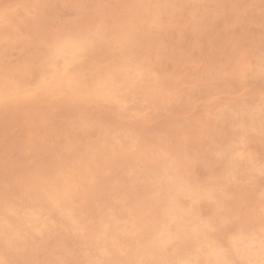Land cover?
Here are the masks:
<instances>
[{
    "label": "rangeland",
    "instance_id": "374dc122",
    "mask_svg": "<svg viewBox=\"0 0 264 264\" xmlns=\"http://www.w3.org/2000/svg\"><path fill=\"white\" fill-rule=\"evenodd\" d=\"M116 1L117 0H0V64L2 63L0 65V194L2 193L0 195V205L3 206H0V208H2L0 209V211L2 210L0 214H2V216L4 217L3 218L2 216H0L1 261H7L6 263L3 262L5 264H10L9 262H11V264H138V262H143L146 264H172V260H174V258L181 257L182 255H187L190 260L194 262L193 264H209L211 260L214 259V255L212 254L213 250L217 249L221 258L220 261L223 264H264V243H262L264 242V219L261 220V218H264V174H262V172L264 173V114H262L261 116V113H264V67L262 68V66H264V40H262L264 39V0H164V2L163 0H130L131 2L126 0ZM133 1H138V3L135 4V2ZM257 1L259 3H257ZM162 2L166 4H163ZM182 2L184 3V5ZM247 2L250 3L248 4ZM139 3L141 5H139ZM187 3H189L190 5L188 4L187 6ZM246 3L248 5H246ZM134 4L137 6H134ZM165 5H168V8ZM182 5L184 9H182ZM213 5L215 6L214 9ZM127 6L129 7L127 8ZM200 6L202 7V10ZM175 7L176 11H174ZM196 7L198 8L196 9ZM129 8L131 9L130 12L133 13L134 11L133 14L131 13V16L130 12L128 15V11L130 10ZM180 8L182 9V11L180 10ZM123 9L125 12H123ZM177 9L179 11H177ZM145 10L147 11V13L145 12ZM111 12L113 13V15L111 14ZM182 12L184 14H182ZM148 13H150V17ZM125 14L127 17L125 16ZM136 14H139L137 15L138 17L136 16ZM179 14H182V17ZM103 15L107 18V20H105V18L103 17H101L100 19L98 18V16ZM170 16L173 18H171ZM129 17H132V19ZM156 17L160 20H158ZM111 18L113 20H111ZM123 18L126 19L124 20ZM142 18L143 20H146L143 21ZM189 18L191 19L189 20ZM167 19H169L168 22ZM120 20L123 22V24L122 22H118ZM148 20L150 21V23H152V26L150 23H147ZM179 20L181 21V23ZM240 20H242V22H240ZM112 21L118 24L116 25ZM102 23L105 24L104 27ZM171 23H173V25ZM114 24L115 26H112ZM108 25L109 27H107ZM130 25L132 26L130 27ZM122 26L125 27H123V30ZM83 28L85 33H83ZM111 28L112 30L115 29L116 31H112ZM152 28H154V30ZM68 29L69 32H66V30L68 31ZM106 29L109 30L108 32L110 34H108ZM153 31L154 33L161 32L162 35L161 33L157 34V37L155 36L156 33H152ZM250 31H252L254 34ZM99 32H103V34ZM168 33H170L171 37L168 36ZM243 33L248 38L245 37ZM53 34L55 35V37ZM250 35L251 37H249ZM238 36L240 37V39H238ZM162 37L164 39H162ZM45 38L46 40H44ZM80 38L83 39L80 40ZM148 38L152 40L150 41ZM56 39L59 40L57 41ZM75 40L77 41V43ZM125 40L126 42L124 43ZM240 40H242V42ZM67 41H69L70 43ZM116 41L118 42V44ZM64 42L67 44H64ZM236 42H238V44ZM243 43L245 44L242 45ZM255 43H257V45ZM80 44H82L81 47H79ZM116 44L117 46H115ZM234 44L236 46H234ZM142 46H144L145 48ZM103 48L104 51L102 50ZM125 48L127 51L128 49L130 51L127 52ZM92 49L94 50L92 51ZM100 49L102 53L100 52ZM124 51L127 53H125ZM49 52H51L52 54H48ZM113 52L115 53L113 54ZM53 53L55 56H52ZM100 53L103 54L104 57H102L103 55L101 56ZM104 53H107V56ZM257 54L259 55V58L257 57ZM76 55H78L79 57ZM123 56L124 59H122ZM77 57L79 58V61H77ZM82 57H85L84 59H86V61L82 59ZM125 57H127V59ZM67 58L70 59L68 60ZM88 58H90V60ZM118 59L121 61H119ZM155 59L157 60L155 61ZM102 61L104 62L102 63ZM64 62H66V64ZM109 62L111 63V65ZM53 65L56 66V69L55 66L53 67ZM68 65H70L71 67ZM92 65H94L97 70H95ZM29 66H32V69ZM50 67H53L51 68L52 70L50 69ZM105 67H107L108 69ZM134 67L138 68L139 73L133 79L131 78V71L132 69H134ZM228 68H230V70ZM40 69H42L43 71L45 70V73ZM57 69L58 73L60 74L56 73ZM120 69H122V72L120 71ZM101 70L104 71L102 72ZM97 71L99 76L98 74H96ZM108 71L110 74L107 73ZM25 72L27 73L25 74ZM82 72L84 73L85 77ZM70 73L73 78L70 76ZM74 73L76 74L74 75ZM104 73L105 75L108 74L110 75V77L113 76L116 78H112V84L108 85L107 94H97L99 91L96 90V86L98 82L97 80L99 79H97L96 77L101 78ZM114 73L118 74L115 75ZM257 74L259 75L257 76ZM227 75L231 76L228 77ZM20 76L22 79H19ZM235 76L237 77L235 78ZM43 77L45 83L42 80ZM260 77H262L263 79ZM6 78H8L10 81H6ZM56 78H58L59 80H57ZM173 79L175 80L173 81ZM258 79H261V82H259ZM74 80L76 81V83L72 82ZM82 80H84L83 84H85V86H83ZM230 80H232L233 83ZM61 81L65 83H61ZM66 81H68V83ZM204 81H206V84ZM42 82L44 83V85ZM52 82L55 84L51 85ZM70 82H72V84ZM119 82L121 83L119 84ZM246 82L247 87H245L246 85L244 84ZM47 83H49V85ZM79 83H81L82 85H78ZM141 83L143 85H141ZM158 83L161 87L158 86ZM45 84H47V86ZM64 84H66L67 87L65 86L64 88ZM113 84L117 85L114 86ZM55 85L56 88L54 89ZM144 85H146L147 87ZM239 85L244 86L241 87ZM86 86H88L91 90ZM76 87L78 89H76ZM256 87H258V89H256ZM44 88L47 91L45 93V96H43L45 92V90L43 92ZM61 88L64 90H62ZM68 88L71 89L68 90ZM94 88L97 92L94 91ZM156 88L158 89L156 90ZM40 89L41 92H43V95L41 94V92L37 93V91L39 92ZM56 89L58 92L56 91ZM151 89L154 90H152L150 93ZM208 89L211 92H209ZM70 90L72 91L71 93H69ZM110 90L111 94L109 93ZM22 91L24 92V95ZM52 91H56L57 94L56 92L53 93ZM73 91H75V93ZM227 93H231L232 95ZM253 93L256 94V97ZM63 94L65 95V99L63 97ZM73 94H75V96H73ZM22 95L28 96L26 98H23ZM102 95L104 96V98L101 97ZM160 95H162L163 97ZM203 95L206 96L203 97ZM18 96L21 97L19 100L17 99L19 98ZM113 96L115 101L113 100ZM69 97L71 98L69 99ZM78 97H81L82 99H79ZM90 97L96 99L94 100ZM117 97H120L121 99ZM159 97L160 100H158ZM72 98L75 100H73ZM76 98L78 100H76ZM84 98H86L85 100L88 101L83 100ZM122 98L124 99L123 101H125V104H123L124 102L122 101ZM180 98L182 99V101ZM247 98L249 99V101ZM106 99H108V103H106ZM173 100L176 101L173 102ZM229 100L231 103H233V101H237L234 102L235 104H231ZM77 102H81V104ZM128 102L132 104L130 105ZM133 102L136 106L133 104ZM213 102L214 107L212 106ZM242 102L245 103L243 104ZM249 102L251 104H249ZM3 104H5L7 108L4 109V107L6 106H4ZM200 104L202 106H205L206 104L207 105L203 107V109H201L202 107L200 106ZM166 105L167 107H165ZM198 107L201 108L198 109ZM244 107L248 108L244 109ZM193 109L195 111H193ZM130 111L132 114L130 113ZM204 111L206 113H204ZM208 111L211 113V115ZM196 113L198 114L196 115ZM230 113L232 114L228 116V114ZM254 113L257 114L253 115ZM248 114L250 117H248ZM245 115L247 118L245 117ZM208 117L213 118H211V120ZM92 118L93 120H91ZM197 118H199V120ZM78 119L81 122H79ZM85 119L88 121H86ZM218 119L222 122L218 121ZM72 120H76L74 123L79 122L78 124L80 125L71 123L73 122ZM84 120L86 122H84ZM90 120L92 123L90 122ZM95 121L98 123H96ZM93 122H95V124ZM83 123H88V125L85 124L84 126ZM221 123L223 124L224 128L222 127ZM218 124H220V127ZM94 125L96 129H94ZM188 125L192 126L188 127ZM200 125L202 128L199 127ZM226 125L230 129H227ZM261 125L263 129L261 128ZM232 126L235 127L233 128ZM81 127L83 128L80 129ZM238 128H240V130ZM103 129L106 131H104ZM228 130L232 132H229ZM95 131L97 133H94ZM193 131L194 133L197 131L200 134L203 132L201 135L199 134V136L203 138H198V133L196 132L194 135ZM208 135L209 137H207ZM171 136L174 138H172ZM73 137H75V139ZM77 137H79L80 140ZM196 137L198 138V140L196 139ZM251 137H253L254 139L252 138V140ZM67 138L69 139V141H67ZM242 138L245 142L242 140ZM220 140L221 142H219ZM224 141L226 142L224 143ZM70 142L71 147L69 145ZM196 145L199 146H197V150L195 148ZM228 145L231 149L228 147ZM108 147L109 149H107ZM70 148L73 150L71 151ZM76 148L78 149L77 151L75 150ZM201 148L203 149V151ZM63 149H65V151L67 150L66 153L65 151H62ZM80 151L82 155L81 153H79ZM200 151L202 152V154ZM223 151H226V154H224ZM237 151L238 153H236ZM84 154L86 155L84 156ZM229 154L231 155L229 156ZM206 155L207 157L209 155V157L206 158ZM251 155L253 156V158H251ZM65 156H67L66 159ZM212 156H214V158H211ZM68 157L70 161L68 160ZM200 157L204 159H201ZM212 159H214V162H212ZM256 159H260L259 161L263 162L258 163V160ZM58 162H60V164ZM234 162L237 166H234ZM188 163L189 165H186ZM210 163H213L211 164L212 167L210 166ZM215 164L218 165L216 166ZM246 164L247 166H245ZM249 164L253 169H250ZM163 166H165V171H163L162 169ZM219 166L221 167V169ZM231 167L235 168L232 169ZM240 168L242 170H240ZM194 172L196 175L193 174ZM197 173L200 175H198ZM39 175L42 176L40 177ZM248 176L249 179L251 178V180L248 179ZM62 179H64V181ZM35 184L38 189H36ZM244 184L246 186H244ZM249 184L252 187L249 186ZM10 190L11 192L9 193L8 191ZM2 191H4L5 194H3ZM37 191L41 192L37 193ZM43 195L45 198L47 197V199H49H45ZM31 197L35 198L32 199ZM7 198L10 199L7 200ZM35 199L36 201H34ZM38 199H40V202H38ZM5 200L7 202H5ZM9 200L12 201L10 202ZM60 200L62 201L60 202ZM2 201H4L5 203H3ZM18 202H23L25 204L20 203V205L18 206ZM5 204L7 205V207L5 206ZM25 205H27V207H25ZM43 205L45 206V208ZM14 206H16V208ZM76 206L78 208H76ZM30 208H32L33 210ZM43 211L46 212V214ZM8 212L9 214L12 213L14 216L12 214L8 215ZM25 213H27V215H25ZM28 214H30L31 216H28ZM40 214L41 216H39ZM192 216L194 217L192 218ZM8 217L12 218L9 219ZM3 219L5 220L3 221ZM32 219L34 222H32ZM19 220H21L23 223ZM30 221L32 224L30 223ZM44 221L46 222V224H44ZM48 222H50L51 225ZM28 225L31 226L27 227ZM22 226H24V228H21ZM26 228H28L27 231L25 230ZM177 228L180 231L178 233V236L170 239L165 244H163V242L161 241V235L156 234L162 229H169L171 232H173ZM257 228L259 231L257 230ZM10 229H12V231ZM20 231L25 232L21 233ZM32 231L37 236H35ZM50 234L52 237L50 236ZM227 234H229L230 236H228ZM42 238L47 240H43ZM246 239L247 241H245ZM248 239L250 242L248 241ZM236 241L238 243H236ZM6 244H9L8 246L10 248ZM1 246L5 249H3ZM21 246L25 249L21 248ZM81 246L83 249L81 248ZM38 248L41 249V251L38 252ZM6 251H8L10 254ZM19 252L22 254H20ZM260 253L262 254V256ZM17 257L19 260L17 259ZM169 257L172 259H170ZM234 259L237 260L235 261ZM238 260H240V262ZM3 263L0 262V264Z\"/></svg>",
    "mask_w": 264,
    "mask_h": 264
},
{
    "label": "bare ground",
    "instance_id": "6f19581e",
    "mask_svg": "<svg viewBox=\"0 0 264 264\" xmlns=\"http://www.w3.org/2000/svg\"><path fill=\"white\" fill-rule=\"evenodd\" d=\"M117 1H118V0H117ZM117 1H116V2H117ZM119 1H120V0H119ZM126 1H130V0H126ZM126 1H125V2H126ZM138 1H139V0H138ZM138 1H137V2H136V1H133V2H135V4H136V3H138ZM147 1H148V0H147ZM156 1H157V0H156ZM175 1H176V0H175ZM185 1H186V0H185ZM190 1H192V0H190ZM197 1H198V0H197ZM216 1H217V0H216ZM230 1H231V0H230ZM245 1H246V0H245ZM251 1H253V0H251ZM130 2H131V1H130ZM163 2H164V0H163ZM163 2H162V3H163ZM169 2H170V1H169ZM178 2H179V1H178ZM183 2H184V1H183ZM183 2H182V3H183ZM200 2H201V1H200ZM121 3H122V2H121ZM142 3H143V2H142ZM151 3H152V2H151ZM157 3H158V2H157ZM179 3H180V2H179ZM179 3H178V4H179ZM185 3H186V2H185ZM190 3H191V2H190ZM192 3H193V2H192ZM195 3H196V2H195ZM214 3H215V2H214ZM217 3H218V2H217ZM217 3H216V5H217ZM236 3H237V2H236ZM236 3H235V4H236ZM243 3H245V2H243ZM247 3H248V2H247ZM247 3H246V5H248L250 2H249L248 4H247ZM257 3H259V2L257 1ZM126 4H128V3H126ZM131 4H132V3H131ZM135 4H134V6H137V5H135ZM145 4H146V2H145ZM145 4H144V5H145ZM152 4H153V3H152ZM159 4H160V3H159ZM163 4H166V3H163ZM170 4H171V3H170ZM188 4H189V3H187V6H188ZM204 4H206V3H204ZM254 4H255V3H254ZM129 5H130V3H129ZM132 5H133V4H132ZM139 5H141V4L139 3ZM144 5H143V6H144ZM168 5H169V4H168ZM168 5H167V6H168ZM172 5H173V4H172ZM183 5H184V3H183ZM183 5L181 6L182 9H184V8H183ZM185 5H186V4H185ZM189 5H190V4H189ZM195 5H196V4H195ZM211 5H212V4H211ZM230 5H231V4H230ZM232 5H233V4H232ZM236 5H237V4H236ZM244 5H245V4H244ZM252 5H253V4H252ZM255 5H256V4H255ZM134 6H133V7H134ZM158 6H159V5H158ZM158 6H157V7H158ZM165 6H166V5H165ZM165 6H164V7H165ZM167 6H166V7H167ZM173 6H174V5H173ZM178 6H179V5H178ZM213 6H214V5H213ZM237 6H238V5H237ZM237 6H236V7H237ZM253 6H254V5H253ZM125 7H126V6H125ZM128 7H129V6H127V8H128ZM131 7H132V6H131ZM152 7H153V6H152ZM155 7H156V6H155ZM169 7H171V6H169ZM198 7H199V6H198ZM198 7H196V9H197ZM200 7H201V6H200ZM209 7H210V6H209ZM217 7H218V6H217ZM220 7H221V6H220ZM120 8H121V6H120ZM120 8H119V9H120ZM122 8H123V7H122ZM138 8H141V7H138ZM153 8H154V7H153ZM162 8H163V6H162ZM167 8H168V7H167ZM177 8H178V7H177ZM214 8H215V6L213 7V9H214ZM129 9H130V8H129ZM129 9H128V10H129ZM143 9H144V7H143ZM182 9L180 8L181 11H182ZM188 9H189V8H188ZM194 9H195V8H194ZM228 9H229V8H228ZM232 9H233V8H232ZM240 9H241V8H240ZM242 9H243V8H242ZM115 10H116V9H115ZM115 10H114V11H115ZM126 10H127V9H126ZM136 10H137V9H136ZM138 10H139V9H138ZM146 10H147V9H146ZM146 10H145V12L147 13ZM158 10H159V9H158ZM168 10H169V9H168ZM173 10H174V9H173ZM173 10H172V11H173ZM201 10H202V7H201ZM215 10H216V9H215ZM221 10H223V9H221ZM230 10H231V9H230ZM236 10H239V9H236ZM116 11H117V10H116ZM118 11H119V10H118ZM130 11H131V9L128 11V15H129V12H130ZM140 11H141V9H140ZM140 11H139V12H140ZM154 11H155V10H154ZM159 11H160V10H159ZM172 11H171V12H172ZM174 11H176V7H175V10H174ZM177 11H179V10L177 9ZM187 11H188V10H187ZM197 11H199V10H197ZM231 11H232V10H231ZM107 12H108V11H107ZM112 12H113V11H112ZM112 12H111V14L113 15ZM123 12H125L124 9H123ZM123 12H122V13H123ZM152 12H153V11H152ZM152 12H150V13H152ZM163 12H164V10H163ZM166 12H167V11H166ZM171 12H170V13H171ZM195 12H196V11H195ZM202 12H203V11H202ZM213 12H214V11H213ZM219 12H220V11H219ZM235 12H236V11H235ZM243 12H244V11H243ZM109 13H110V12H109ZM109 13H108V14H109ZM131 13H132V12H130V16H131ZM133 13H134V11H133ZM133 13H132V14H133ZM150 13H148V14H149V17H150ZM156 13H157V11H156ZM160 13H161V12H160ZM173 13H174V12H173ZM193 13H194V12H193ZM196 13H197V12H196ZM200 13H201V11H200ZM200 13H199V14H200ZM220 13H221V12H220ZM237 13H238V11H237ZM239 13H240V12H239ZM103 14H105V13H103ZM114 14H115V13H114ZM152 14H154V13H152ZM152 14H151V15H152ZM182 14H184V13L182 12ZM182 14H181V15H182ZM188 14H189V13H188ZM208 14H209V13H208ZM3 15H5V14H3ZM112 15H111V16H112ZM137 15H139V14H136V16H137ZM143 15H144V14H143ZM157 15H158V14H157ZM163 15H164V14H163ZM170 15H171V14H170ZM179 15H180V14H179ZM181 15H180V16H181ZM195 15H196V14H195ZM195 15H194V16H195ZM202 15H203V13H202ZM224 15H225V14H224ZM244 15H245V14H244ZM7 16H8V15H7ZM111 16H110V17H111ZM115 16H116V15H115ZM120 16H121V14H120ZM125 16H126V14H125ZM153 16H154V15H153ZM158 16H159V15H158ZM165 16H166V15H165ZM180 16H179V19H180ZM183 16H184V15H183ZM215 16H216V14H215ZM218 16H219V15H218ZM220 16H221V15H220ZM101 17H103V18H105V20H107V18L104 17V15H103V16H98L99 19H100ZM126 17H127V16H126ZM132 17H133V16H132ZM132 17H129V18L132 19ZM137 17H138V16H137ZM137 17H136V18H137ZM142 17H143V16H142ZM163 17H164V16H163ZM170 17H171V16H170ZM175 17H177V16H175ZM181 17H182V16H181ZM186 17H187V16H186ZM198 17H199V16H198ZM247 17H248V16H247ZM263 17H264V16H263ZM121 18H122V17H121ZM134 18H135V17H134ZM140 18H141V17H140ZM145 18H146V16H145ZM145 18H144V19H145ZM156 18H157V17H156ZM168 18H169V17H168ZM171 18H173V17H171ZM195 18H196V17H195ZM207 18H208V17H207ZM215 18H216V17H215ZM118 19H119V18H118ZM123 19H124V18H123ZM125 19H126V18H125ZM125 19H124V20H125ZM148 19H149V18H148ZM154 19H155V18H154ZM157 19L160 20L159 18H157ZM161 19H162V18H161ZM163 19H164V18H163ZM165 19H166V17H165ZM183 19H184V18H183ZM183 19H182V20H183ZM190 19H191V18H189V20H190ZM209 19H210V18H209ZM240 19H241V18H240ZM263 19H264V18H263ZM101 20H102V19H101ZM109 20H110V19H109ZM111 20H113V19L111 18ZM114 20H115V19H114ZM133 20H134V19H133ZM138 20H139V19H138ZM138 20H137V21H138ZM142 20H143V18H142ZM145 20H146V19H145ZM145 20H143V21H145ZM150 20H151V19H150ZM172 20H173V19H172ZM189 20H188V21H189ZM202 20H203V19H202ZM213 20H214V19H213ZM216 20H217V19H216ZM216 20H215V21H216ZM98 21H100V20H98ZM102 21H103V20H102ZM168 21H169V19H167V22H168ZM179 21H180V20H179ZM179 21H178V23H179ZM186 21H187V20H186ZM193 21H194V20H193ZM206 21H207V20H206ZM211 21H212V20H211ZM245 21H246V20H245ZM247 21H248V19H247ZM250 21H251V20H250ZM89 22H90V21H89ZM112 22H113V21H112ZM118 22L120 23V22H122V21L120 20V21H118ZM146 22H147V21H146ZM158 22H160V21H158ZM171 22H172V21H171ZM173 22H174V21H173ZM191 22H192V21H191ZM217 22H218V21H217ZM240 22H242V20H240ZM106 23H107V22H106ZM109 23H111V22H109ZM113 23H115V22H113ZM133 23H134V21H133ZM137 23H138V22H137ZM142 23H144V22H142ZM147 23H150V21L148 20ZM180 23H181V21H180ZM199 23H200V22H199ZM205 23H206V22H205ZM215 23H216V22H215ZM254 23H255V22H254ZM115 24H116V23H115ZM115 24L112 25V26H115ZM117 24H118V23H117ZM117 24H116V25H117ZM122 24H123V22H122ZM125 24H126V23H125ZM140 24H141V23H140ZM150 24H151V26H152V23H150ZM153 24H154V23H153ZM160 24H161V23H160ZM162 24H164V23H162ZM168 24H169V23H168ZM171 24L173 25V23H171ZM176 24H177V23H176ZM202 24H204V23H202ZM211 24H212V22H211ZM102 25H103V27H104L105 24L102 23ZM109 25H110V24H109ZM109 25H108L107 27H109ZM120 25H121V24H120ZM132 25H133V24H132ZM132 25H130V27H131ZM142 25H143V24H142ZM146 25H148V24H146ZM155 25H156V24H155ZM197 25H198V24H197ZM214 25H216V24H214ZM248 25H249V24H248ZM260 25H261V24H260ZM82 26H83V25H82ZM85 26H87V25H85ZM91 26H92V25H91ZM98 26H99V25H98ZM118 26H119V25H118ZM158 26H159V25H158ZM170 26H171V25H170ZM189 26H190V25H189ZM189 26H188V27H189ZM208 26H209V25H208ZM76 27H78V26H76ZM83 27H84V26H83ZM87 27H89V26H87ZM94 27H95V25H94ZM94 27H93V29H94ZM96 27H97V26H96ZM99 27H100V26H99ZM120 27H121V26H120ZM123 27H124V26H122V30H123ZM127 27H129V26H127ZM134 27H135V25H134ZM143 27H144V26H143ZM156 27H157V26H156ZM168 27H169V26H168ZM195 27H196V26H195ZM195 27H194V28H195ZM114 28H115V27H114ZM124 28H125V27H124ZM146 28H148V27H146ZM161 28H162V27H161ZM197 28H198V27H197ZM208 28H209V27H208ZM213 28H214V27H213ZM243 28H244V27H243ZM246 28H247V27H246ZM73 29H75V28H73ZM100 29H102V28H100ZM115 29H116V28H115ZM115 29H114V30H115ZM134 29H135V28H134ZM142 29H143V28H142ZM152 29L154 30V28H152ZM156 29H157V28H156ZM156 29H155V30H156ZM159 29H160V28H159ZM166 29H167V28H166ZM191 29H192V28H191ZM198 29H199V28H198ZM71 30H72V29H71ZM106 30H107V29H106ZM111 30H112V28H111ZM114 30H112V31H114ZM118 30H119V28H118ZM127 30H128V29H127ZM144 30H145V29H144ZM202 30H203V29H202ZM208 30H209V29H208ZM74 31H75V30H74ZM88 31H89V29H88ZM92 31H93V30H92ZM101 31H102V30H101ZM104 31H105V30H104ZM104 31H103V32H104ZM108 31H109V30H107V32H108ZM115 31H116V30H115ZM131 31H132V30H131ZM148 31H149V30H148ZM163 31H164V30H163ZM163 31H162V32H163ZM170 31H171V30H170ZM177 31H178V30H177ZM63 32H65V31H63ZM66 32H69V29H68V31L66 30ZM70 32H71V31H70ZM103 32H99V33H102V34H103ZM117 32H118V31H117ZM117 32H116V33H117ZM139 32H140V31H139ZM245 32H246V31H245ZM250 32H252V31H250ZM262 32H263V31H262ZM59 33H61V32H59ZM59 33H58V34H59ZM83 33H85V32H84V28H83ZM89 33H90V32H89ZM119 33H120V31H119ZM145 33H146V32H145ZM150 33H151V32H150ZM152 33H153V34L156 33L155 36H157V34H160L161 32H160V33H159V32H155V33H154V31H153ZM247 33H248V32H247ZM252 33H253V32H252ZM263 33H264V32H263ZM263 33H261V34H263ZM55 34H56V33H55ZM62 34H64V33H62ZM76 34H77V33H76ZM108 34H110V33L108 32ZM129 34H130V33H129ZM142 34H143V33H142ZM147 34H148V33H147ZM163 34H164V33H163ZM165 34H166V33H165ZM240 34H241V33H240ZM253 34H254V33H253ZM51 35H52V34H51ZM53 35H54V34H53ZM72 35H73V33H72ZM72 35H71V36H72ZM80 35H81V34H80ZM83 35H84V34H83ZM96 35H97V34H96ZM105 35H106V34H105ZM118 35H119V34H118ZM161 35H162V33H161ZM243 35H244V33H243ZM66 36H67V35H66ZM85 36H86V35H85ZM92 36H93V35H92ZM92 36H91V37H92ZM97 36H98V35H97ZM106 36H107V35H106ZM106 36H105V37H106ZM110 36H111V35H110ZM115 36H116V35H115ZM120 36H121V35H120ZM129 36H130V35H129ZM132 36H133V35H132ZM139 36H140V35H139ZM152 36H153V35H152ZM168 36H170V33H168ZM177 36H178V35H177ZM177 36H176V37H177ZM236 36H237V35H236ZM244 36H245V35H244ZM47 37H48V36H47ZM54 37H55V35H54ZM60 37H61V36H60ZM81 37H82V36H81ZM124 37H125V36H124ZM136 37H137V36H136ZM140 37H141V36H140ZM146 37H147V36H146ZM146 37H145V38H146ZM157 37H158V36H157ZM159 37H160V36H159ZM170 37H171V36H170ZM238 37H239V36H238ZM242 37H243V36H242ZM245 37H247V36H245ZM249 37H251V35H250ZM50 38H51V37H50ZM62 38H63V37H62ZM75 38H76V37H75ZM78 38H79V37H78ZM84 38H85V37H84ZM108 38H109V37H108ZM119 38H120V37H119ZM142 38H143V37H142ZM247 38H248V37H247ZM252 38H253V37H252ZM263 38H264V37H263ZM81 39H83V38H80V40H81ZM94 39H95V37H94ZM98 39H99V38H98ZM98 39H97V40H98ZM131 39H132V38H131ZM148 39H149V38H148ZM148 39H147V40H148ZM160 39H161V38H160ZM162 39H164V38L162 37ZM162 39H161V40H162ZM238 39H240V37H239ZM44 40H46V38H45ZM52 40H53V39H52ZM56 40L58 41L59 39H56ZM67 40H68V38H67ZM99 40H100V39H99ZM109 40H110V39H109ZM117 40H118V39H117ZM122 40H123V39H122ZM149 40H150V39H149ZM149 40H148V41H149ZM151 40H152V39H151ZM151 40H150V41H151ZM161 40H160V41H161ZM167 40H168V39H167ZM242 40H243V39H242ZM242 40H240V41L242 42ZM248 40H249V39H248ZM253 40H254V39H253ZM262 40H264V39H262ZM72 41H74V40H72ZM75 41H76V40H75ZM89 41H90V40H89ZM128 41H129V40H128ZM139 41H140V40H139ZM234 41H235V40H234ZM256 41H257V39H256ZM67 42H69V41H67ZM78 42H79V41H78ZM82 42H83V41H82ZM92 42H93V41H92ZM96 42H97V41H96ZM111 42H112V41H111ZM116 42H117V41H116ZM125 42H126V40L124 41V43H125ZM142 42H143V41H142ZM167 42H168V41H167ZM241 42H240V43H241ZM243 42H244V41H243ZM263 42H264V41H263ZM69 43H70V42H69ZM71 43H72V42H71ZM76 43H77V41H76ZM84 43H85V42H84ZM234 43H235V42H234ZM236 43L238 44V42H236ZM250 43H251V42H250ZM252 43H253V41H252ZM260 43H261V41H260ZM62 44H63V43H62ZM64 44H67V43L64 42ZM73 44H74V43H73ZM73 44H72V46H73ZM89 44H90V43H89ZM106 44H107V42H106ZM117 44H118V42H117ZM117 44H116L115 46H117ZM140 44H141V43H140ZM144 44H145V43H144ZM244 44H245V43H243L242 45H244ZM255 44L257 45V43H255ZM44 45H45V44H44ZM47 45H48V44H47ZM75 45H76V44H75ZM85 45H86V44H85ZM126 45H127V44H126ZM149 45H150V43H149ZM153 45H154V44H153ZM248 45H249V44H248ZM260 45H261V44H260ZM262 45H263V44H262ZM66 46H67V45H66ZM77 46H78V45H77ZM81 46H82V44H80L79 47H81ZM106 46H109V45H106ZM129 46H130V45H129ZM135 46H136V45H135ZM135 46H134V47H135ZM147 46H148V45H147ZM234 46H236V45L234 44ZM254 46H255V45H254ZM79 47H78V48H79ZM85 47H86V46H85ZM90 47H91V46H90ZM99 47H101V46H99ZM131 47H132V45H131ZM142 47H144V46H142ZM148 47H149V46H148ZM150 47H151V46H150ZM153 47H154V46H153ZM241 47H242V46H241ZM257 47H258V46H257ZM261 47H262V46H261ZM261 47H260V48H261ZM60 48H61V47H60ZM73 48H74V47H73ZM88 48H89V47H88ZM88 48H87V49H88ZM136 48H137V47H136ZM144 48H145V47H144ZM144 48H143V49H144ZM151 48H152V47H151ZM247 48H248V47H247ZM46 49H47V48H46ZM79 49H80V48H79ZM138 49H141V48H138ZM156 49H157V48H156ZM238 49H239V48H238ZM242 49H243V48H242ZM244 49H245V48H244ZM248 49H249V48H248ZM262 49H263V48H262ZM52 50H53V49H52ZM84 50H85V48H84ZM93 50H94V49H92V51H93ZM102 50L104 51V48H103ZM107 50H108V49H107ZM125 50H126V48H125ZM246 50H247V49H246ZM49 51H50V50H49ZM81 51H82V50H81ZM90 51H91V50H90ZM111 51H113V50H111ZM115 51H116V50H115ZM126 51H127V50H126ZM128 51H130V50L128 49ZM128 51H127V52H128ZM153 51H154V50H153ZM170 51H171V50H170ZM239 51H240V50H239ZM0 52H1V51H0ZM44 52H45V51H44ZM47 52H48V51H47ZM73 52H74V51H73ZM77 52H78V51H77ZM86 52H87V50H86ZM97 52H98V51H97ZM100 52H101V49H100ZM124 52H125V51H124ZM127 52H125V53H127ZM145 52H146V51H145ZM50 53H51V52H49L48 54H50ZM80 53H81V52H80ZM101 53H102V52H101ZM101 53H100V54H101ZM107 53H108V52H107ZM107 53H104V54L107 56ZM114 53H115V52H113V54H114ZM117 53H118V52H117ZM154 53H155V52H154ZM159 53H160V52H159ZM0 54H1V53H0ZM46 54H47V53H46ZM48 54H47V55H48ZM51 54H52V53H51ZM62 54H63V53H62ZM113 54H112V56H113ZM121 54H123V53H121ZM152 54H153V53H152ZM152 54H151V55H152ZM155 54H156V53H155ZM167 54H168V53H167ZM172 54H173V53H172ZM249 54H250V53H249ZM2 55H3V54H2ZM68 55H69V54H68ZM71 55H72V54H71ZM87 55H88V52H87ZM96 55H97V54H96ZM102 55H103V54H101V56H102ZM110 55H111V53H110ZM118 55H120V54H118ZM151 55H150V56H151ZM173 55H174V54H173ZM240 55H241V54H240ZM240 55H239V56H240ZM52 56H55L54 53H53ZM72 56H73V55H72ZM76 56H78V55H76ZM81 56H82V55H81ZM94 56H95V55H94ZM97 56H98V55H97ZM106 56H105V57H106ZM258 56H259V55L257 54V57H258ZM48 57H49V56H48ZM63 57H64V56H63ZM78 57H79V56H78ZM78 57H77V58H78ZM88 57H89V55H88ZM90 57H91V56H90ZM102 57H104V55H103ZM118 57H119V56H118ZM145 57H146V56H145ZM255 57H256V56H255ZM257 57H256V58H257ZM43 58H44V57H43ZM84 58H85V57H84ZM84 58L82 57V59H84ZM95 58H96V57H95ZM99 58H100V57H99ZM120 58H122V57H120ZM125 58L127 59V57H125ZM128 58H129V57H128ZM238 58H239V57H238ZM258 58H259V57H258ZM260 58H261V57H260ZM0 59H1V58H0ZM61 59H62V58H61ZM67 59H68V58H67ZM67 59H66V60H67ZM69 59H70V58H69ZM69 59H68V60H69ZM71 59H73V58H71ZM82 59H81V60H82ZM88 59L90 60V58H88ZM103 59H104V58H103ZM103 59H100V60H103ZM105 59H106V58H105ZM122 59H124V56H123ZM41 60H42V59H41ZM45 60H46V59H45ZM62 60H63V59H62ZM76 60H77V59H76ZM76 60H75V61H76ZM84 60L86 61V59H84ZM89 60H87V61H89ZM95 60H96V59H95ZM116 60H117V59H116ZM118 60H119V59H118ZM156 60H157V59H155V61H156ZM46 61H47V60H46ZM50 61H51V60H50ZM77 61H79V58H78ZM111 61H113V60H111ZM119 61H121V60H119ZM236 61H237V60H236ZM58 62H59V61H58ZM68 62H70V61H68ZM93 62H94V61H93ZM98 62H100V61H98ZM103 62H104V61H102V63H103ZM117 62H118V61H117ZM122 62H123V61H122ZM260 62H261V61H260ZM38 63H39V62H38ZM41 63H42V62H41ZM43 63H44V62H43ZM47 63H48V62H47ZM60 63H61V62H60ZM64 63L66 64V62H64ZM80 63H81V62H80ZM82 63H83V62H82ZM84 63H85V62H84ZM91 63H92V62H91ZM109 63H110V62H109ZM118 63H119V62H118ZM128 63H130V62H128ZM161 63H162V62H161ZM236 63H237V62H236ZM1 64H2V63H1ZM1 64H0V65H1ZM44 64H45V63H44ZM48 64H49V63H48ZM105 64H106V63H105ZM112 64H113V63H112ZM116 64H117V63H116ZM154 64H156V63H154ZM165 64H166V63H165ZM233 64H234V63H233ZM253 64H255V63H253ZM6 65H7V64H6ZM28 65H29V64H28ZM45 65H46V64H45ZM45 65H44V66H45ZM81 65H82V64H81ZM81 65H80V66H81ZM95 65H97V64H95ZM98 65H100V64H98ZM110 65H111V63H110ZM123 65H124V64H123ZM158 65H159V64H158ZM177 65H178V64H177ZM257 65H258V64H257ZM257 65H256V66H257ZM263 65H264V64H263ZM2 66H4V65H2ZM54 66H55V65H53V67H54ZM68 66H70V65H68ZM73 66H75V65H73ZM82 66H83V65H82ZM86 66H87V65H86ZM101 66H102V65H101ZM152 66H153V65H152ZM155 66H156V65H155ZM155 66H154V68H155ZM195 66H196V65H195ZM203 66H204V65H203ZM227 66H228V65H227ZM5 67H6V66H5ZM7 67H8V66H7ZM23 67H25V66H23ZM29 67H30V66H29ZM31 67H32V66H31ZM31 67H30V68H31ZM53 67H50V69L53 68ZM61 67H62V66H61ZM63 67H64V66H63ZM70 67H71V66H70ZM92 67H94V65H92ZM99 67H100V66H99ZM108 67H109V66H108ZM116 67H118V66H116ZM164 67H165V66H164ZM186 67H187V66H186ZM186 67H185V68H186ZM258 67H259V66H258ZM258 67H256V68H258ZM263 67H264V66H262V68H263ZM46 68H47V66H46ZM66 68H67V66H66ZM87 68H88V67H87ZM94 68H95V67H94ZM94 68H92V69H94ZM97 68H98V67H97ZM105 68H107V67H105ZM111 68H114V67H111ZM121 68H122V67H121ZM156 68H157V67H156ZM175 68H176V67H175ZM214 68H215V67H214ZM31 69H32V68H31ZM33 69H34V68H33ZM55 69H56V66H55ZM61 69H63V68H61ZM85 69H86V68H85ZM107 69H108V68H107ZM159 69H160V68H159ZM178 69H179V68H178ZM189 69H190V67H189ZM191 69H192V68H191ZM205 69H206V68H205ZM210 69H211V68H210ZM217 69H219V68H217ZM228 69L230 70V68H228ZM233 69H234V68H233ZM40 70H42V69H40ZM48 70H49V69H48ZM51 70H52V69H51ZM51 70H50V71H51ZM64 70H65V69H64ZM95 70H97V69L95 68ZM95 70H94V71H95ZM98 70H99V69H98ZM111 70H112V69H111ZM121 70H122V69H120V71H121ZM123 70H124V69H123ZM125 70H126V68H125ZM172 70H174V69H172ZM198 70H199V69H198ZM234 70H235V69H234ZM254 70H255V68H254ZM14 71H15V70H14ZM28 71H29V70H28ZM42 71H43V70H42ZM44 71H45V70H44ZM44 71H43V72H44ZM67 71H68V70H67ZM72 71H73V70H72ZM75 71H76V69H75ZM78 71H80V70H78ZM85 71H86V70H85ZM85 71H84V72H85ZM91 71H92V70H91ZM101 71H102V70H101ZM103 71H104V70H103ZM103 71H102V72H103ZM114 71H115V70H114ZM114 71H113V72H114ZM128 71H129V70H128ZM183 71H184V70H183ZM187 71H188V70H187ZM231 71H232V70H231ZM246 71H247V70H246ZM17 72H18V71H17ZM19 72H20V71H19ZM23 72H24V71H23ZM43 72H42V73H43ZM52 72H53V71H52ZM55 72H56V71H55ZM111 72H112V71H111ZM116 72H117V71H116ZM121 72H122V71H121ZM190 72H191V71H190ZM210 72H211V70H210ZM244 72H245V71H244ZM26 73H27V72H25V74H26ZM44 73H45V72H44ZM56 73H57V74H60V73H58V69H57V72H56ZM72 73H73V72H72ZM82 73H83V72H82ZM86 73H87V72H86ZM86 73H85V74H86ZM90 73H91V72H90ZM95 73H96V72H95ZM105 73H106V71H105ZM105 73H104L103 76L101 75V76H102L101 78L96 77L97 79H99V80H97V81H98V82H97V86L95 85V86H96V90L99 91L97 94H100V93H102V94H104V95L107 94V93H108V90H107V89H108V85L112 84V78H113V79L116 78V77H113V76L110 77V75H108V74H110L109 71L107 72V73H108L107 75H105ZM131 73H132L131 78L134 79V78L136 77V75L139 73L138 68L134 67V69H132ZM178 73H179V72H178ZM186 73H187V72H186ZM201 73H202V72H201ZM223 73H224V72H223ZM225 73H226V72H225ZM228 73H229V72H228ZM230 73H232V72H230ZM237 73H239V72H237ZM240 73H241V72H240ZM250 73H251V72H250ZM4 74H5V73H4ZM8 74H9V73H8ZM11 74H12V73H11ZM22 74H23V73H22ZM62 74H63V72H62ZM75 74H76V73H74V75H75ZM78 74H79V73H78ZM78 74H77V75H78ZM96 74H98V71H97ZM100 74H101V73H100ZM114 74H115V73H114ZM114 74H111V75H114ZM117 74H118V73H117ZM117 74H115V75H117ZM127 74H128V72H127ZM191 74H192V73H191ZM254 74H255V72H254ZM254 74H253V76H254ZM9 75H10V74H9ZM27 75H29V74H27ZM31 75H32V74H31ZM38 75H39V74H38ZM46 75H48V74H46ZM46 75H45V76H46ZM49 75H51V74H49ZM55 75H56V74H55ZM65 75H67V74H65ZM83 75H84V73H83ZM93 75H95V74H93ZM124 75H125V73H124ZM129 75H130V74H129ZM129 75H128V76H129ZM176 75H177V74H176ZM207 75H208V74H207ZM214 75H215V74H214ZM214 75H213V76H214ZM219 75H220V74H219ZM239 75H240V74H239ZM247 75H248V74H247ZM247 75H246V78H247ZM251 75H252V74H251ZM258 75H259V74H257V76H258ZM15 76H16V75H15ZM18 76H19V75H18ZM59 76H60V75H59ZM70 76H71V73H70ZM80 76H81V75H80ZM96 76H97V75H96ZM98 76H99V74H98ZM181 76H182V75H181ZM222 76H223V75H222ZM227 76H228V75H227ZM229 76H231V75H229ZM229 76H228V77H229ZM248 76H250V75H248ZM16 77H17V76H16ZM31 77H32V76H31ZM40 77H41V76H40ZM49 77H51V76H49ZM52 77H53V75H52ZM56 77H57V76H56ZM71 77H72V76H71ZM71 77H70V78H71ZM74 77H75V76H74ZM84 77H85V75H84ZM89 77H91V76H89ZM89 77H87V78H89ZM92 77H93V76H92ZM187 77H188V75H187ZM198 77H199V76H198ZM209 77H210V75H209ZM236 77H237V76H235V78H236ZM238 77H240V76H238ZM250 77H251V76H250ZM0 78H1V77H0ZM72 78H73V77H72ZM78 78H80V77H78ZM82 78H83V77H82ZM82 78H81V79H82ZM131 78H130V79H131ZM159 78H160V77H159ZM166 78H167V77H166ZM173 78H174V77H173ZM193 78H195V77H193ZM219 78H220V77H219ZM219 78H218V79H219ZM260 78H262V77H260ZM7 79H8V78H6V81H10L9 79H8V80H7ZM19 79H22L21 76H20ZM23 79H24V77H23ZM53 79H54V78H53ZM56 79L59 80L58 78H56ZM94 79H95V78H94ZM133 79H132V80H133ZM170 79H171V78H170ZM244 79H245V78H244ZM251 79H252V78H251ZM255 79H256V78H255ZM262 79H263V78H262ZM28 80H30V79H28ZM42 80L44 81V77H43ZM54 80H55V79H54ZM87 80H89V79H87ZM121 80H122V79H121ZM124 80H125V79H124ZM126 80H127V79H126ZM137 80H138V79H137ZM159 80H160V79H159ZM161 80H162V79H161ZM174 80H175V79H173V81H174ZM258 80H259V79H258ZM260 80H261V79H260ZM260 80H259V82H261ZM49 81H51V80H49ZM69 81H70V80H69ZM79 81H80V80H79ZM83 81H84V80H82V84H83ZM118 81H119V79H118ZM157 81H158V80H157ZM201 81H202V80H201ZM221 81H222V80H221ZM230 81L232 82V80H230ZM230 81H229V82H230ZM249 81H251V80H249ZM252 81H253V80H252ZM263 81H264V80H263ZM26 82H27V81H26ZM66 82L68 83V81H66ZM72 82H73V83H74V82L76 83L75 80L72 81ZM72 82H70V83L72 84ZM85 82H86V81H85ZM89 82H90V81H89ZM91 82H92V81H91ZM113 82H114V80H113ZM116 82H117V81H116ZM137 82H138V81H137ZM139 82H140V81H139ZM204 82H205V84H206V81H204ZM211 82H212V81H211ZM215 82H216V80H215ZM217 82H219V81H217ZM222 82H223V81H222ZM222 82H221V83H222ZM243 82H244V81H243ZM253 82H254V81H253ZM256 82H257V81H256ZM3 83H4V81H3ZM23 83H24V82H23ZM42 83H43V82H42ZM44 83H45V81H44ZM44 83H43V85H44ZM61 83H65V82H62V81H61ZM120 83H121V82H119V84H120ZM196 83H197V82H196ZM201 83H202V82H201ZM225 83H226V82H225ZM232 83H233V82H232ZM241 83H242V82H241ZM0 84H1V83H0ZM47 84L49 85V83H47ZM47 84H45V85L47 86ZM53 84H55V83L52 82L51 85H53ZM80 84H81V83H79L78 85H80ZM82 84H81V85H82ZM158 84H159V83H158ZM194 84H195V83H194ZM199 84H200V83H199ZM244 84L246 85L247 82L244 83ZM255 84H256V83H255ZM260 84H261V83H260ZM263 84H264V83H263ZM26 85H27V84H26ZM41 85H42V84H41ZM62 85H63V84H62ZM87 85H88V84H87ZM93 85H94V84H93ZM113 85L116 86L117 84H113ZM124 85H125V84H124ZM141 85H143V84L141 83ZM178 85H179V84H178ZM195 85H196V84H195ZM208 85H209V84H208ZM210 85H211V84H210ZM216 85H217V84H216ZM219 85H220V84H219ZM222 85H223V84H222ZM226 85H227V84H226ZM231 85H232V84H231ZM257 85H258V84H257ZM31 86H32V85H31ZM46 86H45V87H46ZM58 86H59V84H58ZM65 86H66V84H64V88H65ZM72 86H73V85H72ZM83 86H85V84H83ZM83 86H80V87H83ZM111 86H112V85H111ZM121 86H122V85H121ZM144 86H146V85H144ZM153 86H154V85H153ZM158 86H160V84H159ZM213 86H214V85H213ZM229 86H230V85H229ZM239 86L242 87V86H244V85H239ZM253 86H254V85H253ZM12 87H13V86H12ZM29 87H30V86H29ZM33 87H34V86H33ZM66 87H67V86H66ZM68 87H69V85H68ZM74 87H75V85H74ZM86 87H88V86H86ZM91 87H93V86H91ZM142 87H143V86H142ZM146 87H147V86H146ZM160 87H161V86H160ZM160 87H159V88H160ZM191 87H192V85H191ZM218 87H219V86H218ZM222 87H223V86H222ZM233 87H234V86H233ZM245 87H247V85H246ZM254 87H255V86H254ZM42 88H43V87H42ZM48 88H49V87H48ZM50 88H51V87H50ZM55 88H56V85H55L54 89H55ZM193 88H194V87H193ZM206 88H207V87H206ZM215 88H216V87H215ZM225 88H226V87H225ZM237 88H238V87H237ZM243 88H244V87H243ZM259 88H260V87H259ZM18 89H19V88H18ZM21 89H22V88H21ZM21 89H20V90H21ZM30 89H31V88H30ZM33 89H34V88H33ZM38 89H39V88H38ZM51 89H52V88H51ZM61 89H62V88H61ZM69 89H71V88H68V90H69ZM76 89H78V88L76 87ZM82 89H83V88H82ZM82 89H81V90H82ZM88 89H90V88L88 87ZM88 89H87V90H88ZM109 89H110V86H109ZM111 89H113V88H111ZM148 89H149V88H148ZM154 89H155V88H154ZM154 89H151V90H150V93H151V91L154 90ZM157 89H158V88H156V90H157ZM194 89H195V88H194ZM222 89H223V88H222ZM233 89H234V88H233ZM233 89H232V90H233ZM239 89H240V88H239ZM249 89H250V88H249ZM254 89H255V88H254ZM256 89H258V87H256ZM44 90H45V88L43 89V92H44ZM62 90H64V89H62ZM74 90H75V88H74ZM90 90H91V89H90ZM115 90H116V89H115ZM117 90H118V89H117ZM196 90H197V88H196ZM199 90H200V89H199ZM199 90H198V91H199ZM251 90H252V88H251ZM259 90H260V89H259ZM263 90H264V89H263ZM6 91H7V90H6ZM56 91H57V89H56ZM56 91H55V92H56ZM83 91H85V90H83ZM83 91H82V92H83ZM94 91H95V88H94ZM198 91H197V92H198ZM200 91H201V90H200ZM203 91H206V90H203ZM208 91H209V89H208ZM215 91H216V90H215ZM249 91H250V90H249ZM22 92H23V91H22ZM40 92H41V89H40L39 92L37 91V93H40ZM43 92H41V94H42ZM46 92H47V91L45 90L44 95H43V94H42V95L45 96V93H46ZM49 92H50V91H49ZM49 92H48V94H49ZM52 92H53V91H52ZM55 92H53V93H55ZM57 92H58V91H57ZM57 92H56V94H57ZM59 92H60V91H59ZM71 92H72V91L70 90L69 93H71ZM73 92L75 93V91H73ZM95 92H97V91H95ZM122 92H123V91H122ZM155 92H156V91H155ZM157 92H158V91H157ZM164 92H165V91H164ZM189 92H190V91H189ZM197 92H196V93H197ZM209 92H211V91H209ZM231 92H232V91H231ZM247 92H248V91H247ZM251 92H252V91H251ZM251 92H250V93H251ZM1 93H2V92H1ZM17 93H18V92H17ZM29 93H30V92H29ZM34 93H35V92H34ZM37 93H36V94H37ZM78 93H79V91H78ZM80 93H81V92H80ZM109 93L111 94V90H110ZM136 93H137V92H136ZM152 93H154V92H152ZM191 93H193V92H191ZM194 93H195V91H194ZM200 93H201V92H200ZM204 93H205V92H204ZM242 93H243V92H242ZM259 93H260V91H259ZM2 94H3V93H2ZM2 94H1V95H2ZM50 94H51V93H50ZM85 94H86V93H85ZM93 94H94V93H93ZM112 94H113V93H112ZM118 94H119V93H118ZM120 94H121V93H120ZM154 94H155V93H154ZM201 94H202V93H201ZM206 94H207V93H206ZM210 94H211V93H210ZM213 94H214V93H213ZM216 94H217V93H216ZM223 94H224V93H223ZM227 94H231V93H227ZM227 94H225V95H227ZM234 94H235V93H234ZM243 94H244V93H243ZM245 94H247V93H245ZM248 94H249V93H248ZM253 94H255V93H253ZM23 95H24V92H23ZM23 95H22L23 98H26V97L28 96V95H27V96H26V95L23 96ZM71 95H72V94H71ZM77 95H79V94H77ZM77 95H76V96H77ZM83 95H84V94H83ZM113 95H114V94H113ZM155 95H157V94H155ZM158 95H159V94H158ZM197 95H200V94H197ZM211 95H212V94H211ZM221 95H222V92H221ZM231 95H232V94H231ZM236 95H237V94H236ZM236 95H235V96H236ZM249 95H250V94H249ZM249 95H248V96H249ZM3 96H4V95H3ZM16 96H17V95H16ZM46 96H47V95H46ZM59 96H60V95H59ZM61 96H62V95H61ZM64 96H65V95L63 94V97H64ZM68 96H69V95H68ZM73 96H75V94H73ZM96 96H97V95H96ZM110 96H111V95H110ZM120 96H121V95H120ZM160 96H162V95H160ZM183 96H185V95H183ZM205 96H206V95H205ZM205 96L203 95V97H205ZM212 96H213V95H212ZM262 96H263V95H262ZM18 97H19V96H18ZM87 97H88V96H87ZM98 97H99V96H98ZM101 97L104 98L103 95H102ZM107 97H108V95H107ZM125 97H126V96H125ZM132 97H133V95H132ZM162 97H163V96H162ZM186 97H187V96H186ZM201 97H202V96H201ZM214 97H215V95H214ZM238 97H239V96H238ZM255 97H256V94H255ZM255 97H253V98H255ZM1 98H2V97H1ZM13 98H14V97H13ZM15 98H16V97H15ZM20 98H21V97H19V98H17V99L19 100ZM70 98H71V97H69V99H70ZM74 98H75V97H74ZM78 98H79V97H78ZM80 98H81V97H80ZM80 98H79V99H80ZM88 98H89V97H88ZM90 98H92V97H90ZM105 98H106V97H105ZM110 98H111V97H110ZM117 98H120V97H117ZM127 98H128V97H127ZM156 98H157V97H156ZM191 98H192V97H191ZM194 98H195V97H194ZM196 98H198V97H196ZM208 98H209V95H208ZM210 98H211V97H210ZM224 98H225V97H224ZM232 98H234V97H232ZM248 98H250V97H248ZM248 98H247V99H248ZM257 98H258V97H257ZM263 98H264V97H263ZM2 99H3V98H2ZM11 99H12V98H11ZM11 99H10V100H11ZM64 99H65V97H64ZM67 99H68V97H67ZM72 99H73V98H72ZM81 99H82V98H81ZM85 99H86V98H84L83 100H85ZM92 99H94V98H92ZM95 99H96V98H95ZM95 99H94V100H95ZM120 99H121V98H120ZM125 99H126V98H125ZM180 99H181V98H180ZM187 99H188V98H187ZM205 99H207V98H205ZM205 99H204V100H205ZM245 99H246V98H245ZM12 100H14V99H12ZM73 100H75V99H73ZM73 100H72V102H73ZM76 100H78V99L76 98ZM83 100H82V101H83ZM97 100H98V98H97ZM101 100H102V99H101ZM101 100H100V101H101ZM113 100H114V96H113ZM123 100H124V99L122 98V101H123ZM139 100H140V99H139ZM153 100H154V98H153ZM158 100H160V97L158 98ZM168 100H169V99H168ZM190 100H191V99H190ZM190 100H189V101H190ZM197 100H198V99H197ZM211 100H213V99H211ZM218 100H219V99H218ZM263 100H264V99H263ZM1 101H2V100H1ZM14 101H15V100H14ZM66 101H67V100H66ZM85 101H88V100H85ZM92 101H93V100H92ZM107 101H108V99H106V103H108ZM114 101H115V100H114ZM114 101H113V102H114ZM118 101H119V100H118ZM174 101H176V100H173V102H174ZM181 101H182V99H181ZM194 101H195V100H194ZM236 101H237V100H236ZM236 101H233V103H231L230 100H229V102H230L231 104H235L234 102H236ZM241 101H242V100H241ZM245 101H246V100H245ZM248 101H249V99H248ZM258 101H259V100H258ZM258 101H257V102H258ZM8 102H9V100H8ZM17 102H18V101H17ZM68 102H69V101H68ZM75 102H76V101H75ZM104 102H105V101H104ZM110 102H112V101H110ZM123 102H124V103H123ZM123 102H122V103L125 104V101H123ZM159 102H160V101H159ZM205 102H207V101H205ZM255 102H256V101H255ZM255 102H254V103H255ZM263 102H264V101H263ZM6 103H7V100H6ZM77 103L81 104V102H77ZM100 103H103V102H100ZM100 103H99V104H100ZM128 103H129V102H128ZM128 103H127V104H128ZM136 103H137V102H136ZM197 103H198V102H197ZM211 103H212V102H211ZM238 103H239V102H238ZM242 103H243V102H242ZM244 103H245V102H244ZM244 103H243V104H244ZM261 103H262V101H261ZM74 104H75V103H74ZM114 104H115V103H114ZM129 104H130V103H129ZM131 104H132V103H131ZM131 104H130V105H131ZM133 104H134V102H133ZM161 104H162V103H161ZM185 104H187V103H185ZM195 104H196V103H195ZM195 104H193V105H195ZM203 104H204V103H203ZM219 104H220V103H219ZM249 104H251V103L249 102ZM3 105L6 106L5 104H3ZM76 105H77V104H76ZM109 105H110V104H109ZM130 105H129V107H130ZM134 105H135V104H134ZM134 105H133V106H134ZM182 105H183V104H182ZM196 105H197V104H196ZM206 105H207V104H206ZM206 105H205V106H206ZM213 105H214V102H213L212 106H213ZM245 105H246V104H245ZM255 105H256V104H255ZM116 106H117V105H116ZM116 106H115V107H116ZM126 106H127V105H126ZM135 106H136V105H135ZM135 106H134V107H135ZM188 106H189V105H188ZM200 106L202 107V108L200 107L201 109H203V107H205V106H202L201 104H200ZM208 106H209V105H208ZM217 106H219V105H217ZM221 106H223V105H221ZM235 106H236V105H235ZM246 106H247V105H246ZM2 107H3V106H2ZM106 107H107V106H106ZM118 107H119V106H118ZM165 107H167V105H166ZM180 107H182V106H180ZM191 107H192V106H191ZM213 107H214V106H213ZM249 107H250V106H249ZM251 107H252V106H251ZM263 107H264V106H263ZM5 108H7V106L4 107V109H5ZM137 108H138V107H137ZM187 108H188V107H187ZM192 108H193V107H192ZM200 108L198 107V109H200ZM209 108H210V107H209ZM224 108H226V107H224ZM238 108H239V107H238ZM240 108H241V106H240ZM245 108H248V107H244V109H245ZM254 108H255V107H254ZM119 109H120V108H119ZM190 109H191V108H190ZM210 109H211V108H210ZM212 109H213V108H212ZM233 109H234V108H233ZM242 109H243V108H242ZM262 109H263V108H262ZM262 109H261V110H262ZM1 110H2V109H1ZM112 110H114V109H112ZM123 110H124V109H123ZM129 110H130V109H129ZM129 110H128V111H129ZM134 110H135V109H134ZM219 110H220V109H219ZM222 110H223V109H222ZM247 110H248V109H247ZM250 110H251V109H250ZM255 110H256V109H255ZM261 110H260V111H261ZM137 111H138V110H137ZM193 111H195V110L193 109ZM224 111H225V110H224ZM224 111H222V112H224ZM238 111H239V110H238ZM241 111H242V110H241ZM244 111H246V110H244ZM258 111H259V110H258ZM4 112H5V111H4ZM115 112H117V111H115ZM133 112H135V111H133ZM187 112H188V111H187ZM187 112H186V113H187ZM208 112H209V111H208ZM229 112H231V111H229ZM229 112H228V113H229ZM249 112H250V111H249ZM261 112H262V111H261ZM124 113H125V111H124ZM130 113H131V111H130ZM165 113H166V112H165ZM167 113H168V112H167ZM204 113H206V112L204 111ZM209 113H210V112H209ZM214 113H215V112H214ZM225 113H226V112H225ZM235 113H237V112H235ZM244 113H245V112H244ZM251 113H252V112H251ZM126 114H127V113H126ZM131 114H132V113H131ZM131 114H130V115H131ZM182 114H183V113H182ZM184 114H185V112H184ZM194 114H195V113H194ZM197 114H198V113H196V115H197ZM202 114H203V113H202ZM216 114H217V113H216ZM226 114H227V113H226ZM231 114H232V113L228 114V116L231 115ZM246 114H247V113H246ZM256 114H257V113H256ZM256 114L254 113L253 115H256ZM258 114H259V113H258ZM262 114H264V113L262 112V113H261V116H262ZM114 115H115V114H114ZM127 115H128V114H127ZM204 115H205V114H204ZM204 115H203V116H204ZM210 115H211V113H210ZM218 115H219V113H218ZM221 115H222V114H221ZM221 115H220V116H221ZM237 115H238V114H237ZM191 116H193V115H191ZM220 116H219V117H220ZM232 116H233V115H232ZM242 116H243V115H242ZM204 117H205V116H204ZM213 117H214V116H213ZM213 117H208V118L211 119V118H213ZM221 117H222V116H221ZM233 117H234V116H233ZM245 117H246V115H245ZM248 117H250L249 114H248ZM77 118H78V117H77ZM243 118H244V117H243ZM243 118H242V119H243ZM246 118H247V117H246ZM259 118H261V117H259ZM259 118H258V119H259ZM262 118H263V117H262ZM81 119H82V118H81ZM197 119L199 120V118H197ZM206 119H207V117H206ZM222 119H224V118H222ZM231 119H233V118H231ZM250 119H252V118H250ZM78 120H79V119H78ZM85 120H86V119H85ZM85 120H84V122L88 121V120H86V121H85ZM91 120H93V118H92ZM91 120H90V122H91ZM94 120H95V119H94ZM211 120H212V119H211ZM227 120H228V119H227ZM236 120H237V119H236ZM72 121H73V120H72ZM75 121H76V120H75ZM75 121H73V122H71V123H74ZM96 121H97V120H96ZM96 121H95V122H96ZM189 121H190V120H189ZM192 121H193V120H192ZM192 121H191V122H192ZM214 121H215V120H214ZM214 121H213V122H214ZM218 121H220V120L218 119ZM238 121H239V120H238ZM238 121H237V122H238ZM248 121H249V120H248ZM248 121H247V124H248ZM256 121H257V120H256ZM256 121H255V122H256ZM79 122H81V121L79 120ZM79 122H78V123H79ZM95 122H93V123L95 124ZM99 122H102V121H99ZM114 122H115V121H114ZM118 122H119V121H118ZM184 122H185V121H184ZM201 122H202V119H201ZM201 122H200V123H201ZM205 122H206V121H205ZM220 122H222V121H220ZM224 122H225V121H224ZM227 122H229V121H227ZM230 122H231V120H230ZM78 123L76 122V123H74V124H78ZM91 123H92V122H91ZM96 123H98V122H96ZM110 123H111V122H110ZM120 123H121V122H120ZM185 123H186V122H185ZM187 123H188V122H187ZM195 123H196V122H195ZM208 123H209V122H208ZM234 123H236V122H234ZM234 123H233V124H234ZM238 123H239V122H238ZM238 123H237V124H238ZM243 123H244V122H243ZM249 123H250V122H249ZM251 123H252V122H251ZM74 124H73V125H74ZM81 124H82V123H81ZM83 124H84V123H83ZM85 124L88 125V123H85ZM85 124H84V126H85ZM105 124H106V122H105ZM116 124H118V123H116ZM189 124H190V122H189ZM192 124H193V123H192ZM205 124H206V123H205ZM221 124H222V123H221ZM252 124H253V123H252ZM69 125H71V124H69ZM78 125H80V124H78ZM89 125H91V124H89ZM122 125H123V124H122ZM210 125H212V124H210ZM210 125H209V126H210ZM214 125H215V124H214ZM218 125H219V127H220V124H218ZM242 125H243V124H242ZM109 126H110V125H109ZM119 126H120V125H119ZM119 126H118V127H119ZM186 126H187V125H186ZM186 126H183V127H186ZM191 126H192V125H191ZM191 126L188 125V127H191ZM203 126H204V125H203ZM226 126H227V125H226ZM226 126H225V128H226ZM229 126H230V125H229ZM243 126H244V125H243ZM248 126H249V125H248ZM257 126H258V125H257ZM75 127H76V126H75ZM94 127H95V125H94ZM183 127H182V128H183ZM188 127H187V128H188ZM194 127H195V125H194ZM196 127H197V125H196ZM199 127H201V125H200ZM212 127H213V126H212ZM219 127H218V128H219ZM222 127H223V124H222ZM232 127H233V126H232ZM234 127H235V126H234ZM234 127H233V128H234ZM239 127H241V126H239ZM251 127H252V126H251ZM82 128H83V127H81L80 129H82ZM85 128H86V127H85ZM87 128H88V127H87ZM103 128H104V126H103ZM126 128H127V127H126ZM201 128H202V127H201ZM203 128H204V127H203ZM207 128H208V127H207ZM207 128H206V129H207ZM223 128H224V127H223ZM223 128H222V129H223ZM261 128H262V125H261ZM89 129H90V128H89ZM89 129H87V130H89ZM92 129H93V128H92ZM94 129H96V127H95ZM106 129H107V128H106ZM109 129H111V128H109ZM109 129H108V130H109ZM113 129H114V128H113ZM214 129H215V128H214ZM227 129H230V128H228V126H227ZM238 129L240 130V128H238ZM249 129H250V128H249ZM254 129H255V128H254ZM262 129H263V128H262ZM77 130H78V129H77ZM103 130H104V129H103ZM118 130H119V128H118ZM131 130H132V129H131ZM180 130H181V129H180ZM188 130H189V129H188ZM210 130H211V129H210ZM216 130H217V129H216ZM216 130H215V132H216ZM231 130H232V128H231ZM234 130H235V129H234ZM245 130H246V129H245ZM82 131H83V130H82ZM92 131H93V130H92ZM104 131H106V130H104ZM124 131H125V130H124ZM127 131H128V130H127ZM175 131H176V130H175ZM183 131H184V130H183ZM186 131H187V130H186ZM228 131H229V130H228ZM237 131H238V130H237ZM242 131H243V130H242ZM261 131H262V130H261ZM261 131H260V132H261ZM132 132H133V131H132ZM196 132H197V131H196ZM196 132H195V133H196ZM199 132H200V131H199ZM212 132H213V130H212ZM218 132H219V131H218ZM222 132H223V131H222ZM222 132H221V133H222ZM229 132H232V131H229ZM243 132H244V131H243ZM249 132H251V131H249ZM260 132H259V133H260ZM262 132H263V131H262ZM72 133H73V132H72ZM86 133H87V132H86ZM88 133H89V132H88ZM92 133H93V132H92ZM94 133H97V132L95 131ZM121 133H122V132H121ZM134 133H136V132H134ZM193 133H194V131H193ZM193 133H191V134H193ZM195 133H194V135H195ZM197 133H198V132H197ZM202 133H203V132H202ZM202 133H201V134H202ZM207 133H208V131H207ZM209 133H210V132H209ZM233 133H234V132H233ZM240 133H241V132H240ZM244 133H245V132H244ZM74 134H75V133H74ZM76 134H77V133H76ZM117 134H118V133H117ZM182 134H183V133H182ZM199 134H200V133H198V138H201V139H202L203 137H200ZM201 134H200V135H201ZM224 134H225V133H224ZM234 134H235V133H234ZM255 134H257V133H255ZM84 135H85V134H84ZM88 135H89V134H88ZM169 135H171V134H169ZM226 135H227V134H226ZM235 135H236V134H235ZM235 135H234V136H235ZM237 135H238V134H237ZM241 135H242V134H241ZM241 135H240V136H241ZM244 135H245V134H244ZM261 135H262V134H261ZM263 135H264V134H263ZM76 136H77V135H76ZM85 136H86V135H85ZM98 136H99V135H98ZM105 136H106V135H105ZM164 136H165V135H164ZM210 136H211V135H210ZM216 136H217V135H216ZM229 136H230V135H229ZM240 136H239V137H240ZM251 136H252V135H251ZM256 136H259V135H256ZM166 137H167V136H166ZM171 137H172V136H171ZM194 137H195V136H194ZM207 137H209V135H208ZM219 137H220V136H219ZM221 137H222V136H221ZM225 137H226V136H225ZM73 138L75 139V137H73ZM73 138H71V139H73ZM77 138H79V137H77ZM98 138H99V137H98ZM172 138H174V137H172ZM192 138H193V137H192ZM198 138L196 137L197 140H198ZM231 138H232V137H231ZM240 138H241V137H240ZM252 138H253V137H251V139H252ZM255 138H256V137H255ZM257 138H258V137H257ZM260 138H263V137H260ZM67 139H68V138H67ZM181 139H182V138H181ZM210 139H211V138H210ZM216 139H217V137H216ZM220 139H221V138H220ZM233 139H234V138H233ZM238 139H239V138H238ZM238 139H237V140H238ZM247 139H248V138H247ZM253 139H254V138H253ZM253 139H252V140H253ZM258 139H259V138H258ZM79 140H80V138H79ZM185 140H186V139H185ZM189 140H190V138H189ZM189 140H188V141H189ZM207 140H208V139H207ZM213 140H214V139H213ZM234 140H235V139H234ZM237 140H236V141H237ZM242 140H243V138H242ZM67 141H69V139H68ZM111 141H112V140H111ZM193 141H194V140H193ZM193 141H192V142H193ZM231 141H232V140H231ZM231 141H230V142H231ZM243 141H244V140H243ZM259 141H260V140H259ZM78 142H79V141H78ZM81 142H83V141H81ZM102 142H103V141H102ZM199 142H200V141H199ZM203 142H205V141H203ZM209 142H210V141H209ZM209 142H207V143H209ZM214 142H215V141H214ZM219 142H221V140H220ZM225 142H226V141H224V143H225ZM240 142H241V141H240ZM240 142H239V144H240ZM244 142H245V141H244ZM87 143H88V142H87ZM169 143H170V142H169ZM174 143H175V142H174ZM180 143H183V142H180ZM180 143H179V144H180ZM227 143H228V142H227ZM88 144H89V143H88ZM94 144H95V143H94ZM108 144H109V143H108ZM194 144H195V143H194ZM197 144H198V143H197ZM199 144H200V143H199ZM204 144H205V143H204ZM232 144H233V143H232ZM236 144H238V143H236ZM242 144H243V143H242ZM242 144H241V145H242ZM256 144H257V143H256ZM263 144H264V143H263ZM69 145H70V147H71V142H70ZM78 145H79V143H78ZM170 145H171V144H170ZM201 145H202V144H201ZM210 145H211V144H210ZM219 145H221V144H219ZM234 145H235V143H234ZM66 146H67V144H66ZM98 146H99V144H98ZM193 146H194V145H193ZM197 146H198V145H196V147H195L196 150H197V148L199 147V146H198V147H197ZM205 146H206V145H205ZM255 146H256V145H255ZM258 146H259V145H258ZM68 147H69V146H68ZM73 147H74V146H73ZM110 147H111V146H110ZM174 147H175V146H174ZM184 147H185V146H184ZM188 147H189V146H188ZM208 147H209V146H208ZM228 147H229V145H228ZM66 148H67V147H66ZM88 148H89V147H88ZM102 148H103V146H102ZM185 148H186V147H185ZM229 148H230V147H229ZM236 148H237V147H236ZM240 148H241V147H240ZM70 149H71V148H70ZM89 149H90V148H89ZM91 149H92V147H91ZM107 149H109V147H108ZM115 149H116V147H115ZM201 149H202V148H201ZM212 149H213V148H212ZM215 149H216V148H215ZM222 149H223V148H222ZM230 149H231V148H230ZM259 149H260V148H259ZM72 150H73V149H71V151H72ZM75 150L77 151L78 149L76 148ZM82 150H83V149H82ZM93 150H94V149H93ZM234 150H235V149H234ZM248 150H249V148H248ZM253 150H254V149H253ZM261 150H262V149H261ZM62 151H65V149H63ZM66 151H67V150H66ZM66 151H65V153H66ZM97 151H98V150H97ZM104 151H105V150H104ZM120 151H121V150H120ZM184 151H185V150H184ZM202 151H203V149H202ZM207 151H208V150H207ZM226 151H227V150H226ZM226 151H225V152H226ZM235 151H236V150H235ZM245 151H246V150H245ZM259 151H260V150H259ZM262 151H263V150H262ZM98 152H99V151H98ZM118 152H119V151H118ZM182 152H183V151H182ZM192 152H193V151H192ZM200 152H201V151H200ZM204 152H205V151H204ZM223 152H224V151H223ZM225 152H224V154H226ZM247 152H249V151H247ZM65 153H64V154H65ZM68 153H69V152H68ZM79 153H81V151H80ZM107 153H108V152H107ZM208 153H209V152H208ZM215 153H216V152H215ZM215 153H214V154H215ZM228 153H229V152H228ZM232 153H234V152H232ZM236 153H238V151H237ZM263 153H264V152H263ZM71 154H72V153H71ZM75 154H76V153H75ZM201 154H202V152H201ZM201 154H200V155H201ZM209 154H210V153H209ZM217 154H218V153H217ZM220 154H221V153H220ZM245 154H246V153H245ZM78 155H79V154H78ZM81 155H82V153H81ZM85 155H86V154H84V156H85ZM97 155H98V154H97ZM100 155H101V154H100ZM126 155H127V154H126ZM176 155H177V154H176ZM194 155H195V154H194ZM210 155H211V154H210ZM218 155H219V154H218ZM218 155H217V156H218ZM230 155H231V154H229V156H230ZM237 155H238V154H237ZM71 156H72V155H71ZM109 156H110V155H109ZM214 156H215V155H214ZM214 156H212L211 158H214ZM223 156H224V155H223ZM226 156H227V155H226ZM234 156H235V154H234ZM58 157H59V156H58ZM136 157H137V156H136ZM190 157H191V156H190ZM193 157H194V156H193ZM205 157L208 158L209 155H208V157H207V155H206ZM219 157H220V156H219ZM237 157H239V156H237ZM66 158H67V156H65V159H66ZM73 158H74V157H73ZM131 158H132V157H131ZM200 158H201V159H204V158H202V157H200ZM215 158H216V157H215ZM235 158H236V157H235ZM251 158H253L252 155H251ZM61 159H62V158H61ZM77 159H78V158H77ZM85 159H87V158H85ZM186 159H187V158H186ZM217 159H218V158H217ZM261 159H262V158H261ZM263 159H264V158H263ZM54 160H55V159H54ZM56 160H57V158H56ZM56 160H55V161H56ZM62 160H63V159H62ZM68 160H69V157H68ZM74 160H75V159H74ZM74 160H73V161H74ZM79 160H80V159H79ZM98 160H100V159H98ZM166 160H167V159H166ZM199 160H200V159H199ZM210 160H211V159H210ZM213 160H214V159H212V162H214ZM220 160H221V159H220ZM227 160H228V159H227ZM235 160H237V159H235ZM239 160H240V158H239ZM253 160H254V159H253ZM256 160H258V161H257L258 163L264 161V160H263V161H259L260 159H256ZM256 160H255V161H256ZM66 161H67V160H66ZM69 161H70V160H69ZM75 161H76V160H75ZM84 161H85V160H84ZM108 161H109V160H108ZM197 161H198V160H197ZM208 161H209V160H208ZM217 161H218V160H217ZM221 161H222V160H221ZM244 161H245V160H244ZM186 162H187V161H186ZM235 162H236V161H235ZM235 162H234V164H235ZM242 162H243V161H242ZM49 163H50V162H49ZM58 163L60 164V162H58ZM64 163H65V162H64ZM66 163H68V162H66ZM71 163H73V162H71ZM78 163H79V162H78ZM80 163H81V162H80ZM184 163H185V162H184ZM195 163H196V162H195ZM197 163H198V162H197ZM200 163H201V162H200ZM203 163H204V162H203ZM224 163H225V162H224ZM232 163H233V162H232ZM253 163H254V162H253ZM190 164H191V163H190ZM211 164H213V163H210V166L212 167ZM237 164H238V163H237ZM260 164H261V163H260ZM54 165H55V164H54ZM54 165H53V166H54ZM63 165H64V164H63ZM69 165H70V164H69ZM77 165H78V164H77ZM119 165H120V164H119ZM186 165H189V163L186 164ZM197 165H198V164H197ZM199 165H200V164H199ZM204 165H205V164H204ZM215 165L217 166L218 164H215ZM241 165H242V164H241ZM49 166H50V165H49ZM61 166H62V165H61ZM65 166H66V165H65ZM193 166H194V165H193ZM208 166H209V165H208ZM230 166H231V164H230ZM234 166H237V165L235 164ZM245 166H247V164H246ZM249 166H250V164H249ZM262 166H263V165H262ZM46 167H47V166H46ZM151 167H152V166H151ZM194 167H195V166H194ZM197 167H198V166H197ZM219 167H220V166H219ZM224 167H225V166H224ZM224 167H223V168H224ZM238 167H239V166H238ZM238 167H237V168H238ZM49 168H50V167H49ZM53 168H54V167H53ZM60 168H61V167H60ZM92 168H93V167H92ZM114 168H115V167H114ZM177 168H178V167H177ZM191 168H192V167H191ZM231 168H232V167H231ZM233 168H235V167H233ZM233 168H232V169H233ZM243 168H245V167H243ZM251 168H252V166H250V169H251ZM259 168H260V167H259ZM261 168H262V167H261ZM50 169H51V168H50ZM74 169H75V168H74ZM162 169H163V171H165V166H163ZM195 169H196V168H195ZM205 169H206V167H205ZM220 169H221V167H220ZM229 169H230V168H229ZM238 169H239V168H238ZM252 169H253V168H252ZM254 169H255V167H254ZM256 169H257V168H256ZM60 170H62V169H60ZM68 170H69V169H68ZM193 170H194V169H193ZM193 170H192V171H193ZM202 170H203V169H202ZM212 170H213V169H212ZM212 170H210V171H212ZM217 170H218V169H217ZM223 170H224V169H223ZM226 170H227V169H226ZM240 170H242V169L240 168ZM240 170H238V171H240ZM259 170H260V169H259ZM40 171H41V170H40ZM47 171H48V168H47ZM65 171H67V170H65ZM76 171H77V170H76ZM83 171H84V170H83ZM117 171H118V170H117ZM197 171H198V170H197ZM206 171H207V170H206ZM213 171H214V170H213ZM218 171H219V170H218ZM218 171H216V172H218ZM221 171H222V170H221ZM221 171H220V172H221ZM246 171H247V170H246ZM246 171H245V172H246ZM248 171H249V170H248ZM53 172H54V171H53ZM199 172H200V171H199ZM199 172H198V173H199ZM234 172H236V171H234ZM249 172H250V171H249ZM109 173H110V172H109ZM198 173H197V174H198ZM213 173H214V172H213ZM213 173H212V174H213ZM229 173H230V172H229ZM231 173H232V172H231ZM238 173H240V172H238ZM256 173H257V172H256ZM36 174H37V171H36ZM40 174H41V173H40ZM54 174H55V173H54ZM70 174H71V173H70ZM193 174H195V172H194ZM203 174H205V173H203ZM212 174H211V175H212ZM243 174H244V173H243ZM245 174H246V173H245ZM254 174H255V173H254ZM262 174H264V173L262 172ZM31 175H33V174H31ZM49 175H50V173H49ZM57 175H58V174H57ZM67 175H68V173H67ZM75 175H76V174H75ZM105 175H106V173H105ZM195 175H196V174H195ZM198 175H200V174H198ZM229 175H230V174H229ZM249 175H250V173H249ZM256 175H257V174H256ZM39 176H40V175H39ZM41 176H42V175H41ZM41 176H40V177H41ZM60 176H61V175H60ZM64 176H65V175H64ZM212 176H213V175H212ZM223 176H224V175H223ZM227 176H228V175H227ZM34 177H35V176H34ZM119 177H120V176H119ZM215 177H216V175H215ZM218 177H219V176H218ZM250 177H251V176H250ZM252 177H253V176H252ZM256 177H257V176H256ZM30 178H32V177H30ZM30 178H29V179H30ZM37 178H38V177H37ZM205 178H206V177H205ZM210 178H211V177H210ZM224 178H225V177H224ZM230 178H231V177H230ZM233 178H234V177H233ZM244 178H245V177H244ZM246 178H247V177H246ZM257 178H258V177H257ZM207 179H208V177H207ZM212 179H214V178H212ZM221 179H222V176H221ZM237 179H238V178H237ZM241 179H242V177H241ZM248 179H249V176H248ZM252 179H253V178H252ZM261 179H262V176H261ZM27 180H28V179H27ZM33 180H34V179H33ZM48 180H49V179H48ZM56 180H57V179H56ZM62 180L64 181V179H62ZM96 180H98V179H96ZM198 180H199V179H198ZM201 180H202V179H201ZM203 180H204V179H203ZM217 180H218V179H217ZM225 180H226V179H225ZM243 180H244V179H243ZM249 180H251V178H250ZM256 180H257V179H256ZM30 181H31V180H30ZM38 181H40V180H38ZM51 181H52V180H51ZM57 181H58V180H57ZM163 181H164V180H163ZM219 181H220V180H219ZM233 181H234V180H233ZM239 181H240V180H239ZM239 181H238V183H239ZM263 181H264V180H263ZM28 182H29V181H28ZM36 182H37V181H36ZM60 182H61V181H60ZM87 182H88V181H87ZM96 182H97V181H96ZM203 182H204V181H203ZM207 182H208V181H207ZM209 182H210V181H209ZM224 182H225V181H224ZM231 182H232V181H231ZM246 182H247V181H246ZM250 182H251V181H250ZM261 182H262V181H261ZM34 183H35V182H34ZM70 183H71V182H70ZM92 183H93V181H92ZM241 183H242V182H241ZM243 183H245V182H243ZM253 183H254V182H253ZM263 183H264V182H263ZM27 184H28V183H27ZM29 184H30V183H29ZM57 184H59V183H57ZM73 184H74V183H73ZM95 184H96V183H95ZM182 184H183V183H182ZM219 184H220V183H219ZM222 184H223V183H222ZM245 184H247V183H245ZM245 184H244V186H246ZM260 184H261V183H260ZM42 185H43V184H42ZM224 185H225V183H224ZM241 185H242V184H241ZM23 186H24V185H23ZM29 186H30V185H29ZM35 186H36V184H35ZM50 186H51V185H50ZM58 186H60V185H58ZM70 186H71V185H70ZM77 186H78V185H77ZM249 186H251V185L249 184ZM254 186H255V185H254ZM262 186H263V185H262ZM25 187H26V186H25ZM25 187H24V188H25ZM52 187H53V185H52ZM74 187H75V186H74ZM241 187H242V186H241ZM251 187H252V186H251ZM260 187H261V186H260ZM13 188H14V187H13ZM17 188H18V186H17ZM20 188H21V187H20ZM57 188H58V187H57ZM139 188H140V187H139ZM253 188H254V187H253ZM253 188H252V189H253ZM36 189H38L37 186H36ZM94 189H95V188H94ZM255 189H256V188H255ZM255 189H254V190H255ZM258 189H259V188H258ZM15 190H17V189H15ZM15 190H14V191H15ZM57 190H58V189H57ZM29 191H30V190H29ZM29 191H28V193H29ZM32 191H33V190H32ZM34 191H35V190H34ZM48 191H49V189H48ZM50 191H51V190H50ZM53 191H54V190H53ZM78 191H79V190H78ZM141 191H142V190H141ZM249 191H250V189H249ZM2 192H3V194H5L4 191H2ZM8 192L10 193L11 190L8 191ZM8 192H7V193H8ZM18 192H20V191H18ZM30 192H31V191H30ZM38 192L40 193L41 191H37V193H38ZM61 192H62V191H61ZM221 192H222V191H221ZM257 192H258V190H257ZM7 193H6V194H7ZM9 193H8V194H9ZM12 193H13V190H12ZM21 193H22V191H21ZM24 193H26V192H24ZM253 193H254V191H253ZM262 193H263V192H262ZM1 194H2V193H1ZM1 194H0V195H1ZM43 194H44V193H43ZM46 194H47V192H46ZM58 194H59V193H58ZM60 194H61V193H60ZM192 194H193V193H192ZM225 194H226V193H225ZM27 195H28V194H27ZM34 195H35V194H34ZM219 195H220V194H219ZM230 195H231V194H230ZM9 196H11V195H9ZM25 196H26V195H25ZM32 196H33V194H32ZM221 196H222V195H221ZM246 196H247V195H246ZM260 196H261V195H260ZM40 197H41V196H40ZM43 197H44V195H43ZM49 197H50V196H49ZM65 197H66V196H65ZM104 197H105V196H104ZM257 197H258V196H257ZM28 198H29V197H28ZM31 198H32V197H31ZM34 198H35V197H33L32 199H34ZM36 198H37V197H36ZM38 198H39V197H38ZM44 198H45V197H44ZM58 198H59V197H58ZM62 198H63V197H62ZM169 198H170V197H169ZM248 198H249V197H248ZM248 198H247V199H248ZM253 198H254V197H253ZM259 198H260V197H259ZM262 198H263V197H262ZM0 199H1V198H0ZM3 199H5V198H3ZM8 199H10V198H7V200H8ZM14 199H15V198H14ZM14 199H13V200H14ZM17 199H18V198H17ZM45 199H47V197H46ZM48 199H49V198H48ZM48 199H47V200H48ZM122 199H123V198H122ZM125 199H126V198H125ZM163 199H164V198H163ZM39 200H40V199H38V202H40ZM43 200H44V199H43ZM63 200H65V199H63ZM106 200H107V199H106ZM128 200H129V199H128ZM263 200H264V199H263ZM9 201L11 202L12 200H9ZM15 201H16V200H15ZM20 201H21V200H20ZM34 201H36V199H35ZM61 201H62V200H60V202H61ZM254 201H255V200H254ZM2 202L5 203V202H7V201L5 200V202H4V201H2ZM10 202H9V203H10ZM25 202H26V201H25ZM30 202H32V201H30ZM44 202H45V201H44ZM48 202H49V201H48ZM68 202H69V201H68ZM68 202H67V203H68ZM164 202H165V201H164ZM166 202H167V201H166ZM169 202H170V201H169ZM250 202H251V201H250ZM256 202H257V201H256ZM263 202H264V201H263ZM9 203H8V204H9ZM15 203H16V202H15ZM18 203H19V202H18ZM20 203H21V204H25V203H23V202H20ZM20 203L18 204V206L20 205ZM27 203H28V202H27ZM35 203H36V202H35ZM51 203H52V202H51ZM62 203H63V202H62ZM133 203H134V202H133ZM186 203H187V202H186ZM37 204H39V203H37ZM45 204H46V203H45ZM69 204H71V203H69ZM106 204H107V203H106ZM115 204H116V203H115ZM251 204H252V203H251ZM9 205H10V204H9ZM28 205H29V204H28ZM34 205H35V204H34ZM64 205H65V203H64ZM175 205H176V204H175ZM178 205H179V204H178ZM263 205H264V204H263ZM0 206H1V205H0ZM5 206L7 207L6 204H5ZM38 206H40V205H38ZM41 206H42V204H41ZM43 206H44V205H43ZM47 206H48V205H47ZM47 206H46V207H47ZM233 206H234V205H233ZM1 207H3V206H1ZM14 207L16 208V206H14ZM25 207H27V205H25ZM261 207H262V205H261ZM9 208H10V207H9ZM15 208H12V209H15ZM20 208H21V206H20ZM36 208H37V207H36ZM40 208H41V207H40ZM44 208H45V206H44ZM48 208H49V207H48ZM71 208H72V207H71ZM76 208H78V207L76 206ZM79 208H80V207H79ZM99 208H100V207H99ZM116 208H117V207H116ZM138 208H139V207H138ZM235 208H236V207H235ZM240 208H241V206H240ZM250 208H251V207H250ZM255 208H256V207H255ZM0 209H2V208H0ZM6 209H7V208H6ZM25 209H26V208H25ZM27 209H28V208H27ZM30 209H32V208H30ZM30 209H29V210H30ZM37 209H38V208H37ZM103 209H104V207H103ZM154 209H155V208H154ZM3 210H5V209H3ZM8 210H9V209H8ZM8 210H7V211H8ZM17 210H18V209H17ZM20 210H21V209H20ZM23 210H24V208H23ZM29 210H28V211H29ZM32 210H33V209H32ZM68 210H69V209H68ZM73 210H74V209H73ZM249 210H250V209H249ZM251 210H252V209H251ZM253 210H255V209H253ZM259 210H260V209H259ZM261 210H262V209H261ZM1 211H2V210H1ZM1 211H0V212H1ZM34 211H36V210H34ZM45 211H46V210H45ZM62 211H63V210H62ZM10 212H11V211H10ZM37 212H38V211H37ZM43 212H44V211H43ZM52 212H53V211H52ZM73 212H75V211H73ZM157 212H158V211H157ZM183 212H184V211H183ZM257 212H258V211H257ZM4 213H5V212H4ZM30 213H31V212H30ZM44 213L46 214V212H44ZM109 213H110V212H109ZM114 213H115V212H114ZM148 213H149V212H148ZM230 213H231V212H230ZM11 214H12V213H11ZM11 214H9V212H8V215H11ZM48 214H49V213H48ZM133 214H134V213H133ZM152 214H153V213H152ZM262 214H263V213H262ZM3 215H4V214H3ZM12 215H13V214H12ZM18 215H19V214H18ZM25 215H27V213H25ZM29 215H30V214H28V216H29ZM149 215H150V214H149ZM257 215H258V214H257ZM0 216H2V214H0ZM6 216H7V214H6ZM13 216H14V215H13ZM21 216H23V215H21ZM30 216H31V215H30ZM32 216H33V215H32ZM39 216H41V214H40ZM39 216H38V217H39ZM121 216H122V215H121ZM177 216H178V215H177ZM177 216H176V217H177ZM240 216H241V215H240ZM2 217H3V216H2ZM58 217H59V216H58ZM97 217H98V216H97ZM193 217H194V216H192V218H193ZM250 217H251V216H250ZM3 218H4V217H3ZM8 218H9V217H8ZM8 218H7V219H8ZM11 218H12V217H11ZM11 218H9V219H11ZM14 218H15V217H14ZM14 218H13V219H14ZM27 218H28V217H27ZM30 218H32V217H30ZM103 218H104V217H103ZM181 218H182V216H181ZM257 218H259V217H257ZM15 219H16V218H15ZM18 219H19V218H18ZM153 219H154V218H153ZM234 219H235V218H234ZM242 219H243V218H242ZM247 219H248V218H247ZM262 219H264V218H261V220H262ZM4 220H5V219H3V221H4ZM28 220H29V219H28ZM45 220H46V219H45ZM138 220H139V219H138ZM232 220H233V219H232ZM248 220H249V219H248ZM19 221L22 222L21 220H19ZM19 221H18V222H19ZM24 221H25V219H24ZM39 221H41V220H39ZM47 221H48V220H47ZM228 221H229V220H228ZM237 221H239V220H237ZM12 222H13V221H12ZM32 222H34L33 219H32ZM44 222H45V221H44ZM184 222H185V221H184ZM4 223H5V222H4ZM22 223H23V222H22ZM30 223H31V221H30ZM30 223H29V224H30ZM36 223H37V221H36ZM48 223L50 224V222H48ZM48 223H47V224H48ZM110 223H111V221H110ZM239 223H240V222H239ZM5 224H6V223H5ZM16 224H18V223H16ZM16 224H14V225H16ZM19 224H20V223H19ZM31 224H32V223H31ZM44 224H46V222H45ZM202 224H203V223H202ZM220 224H221V223H220ZM225 224H226V222H225ZM225 224H224V226H225ZM245 224H246V223H245ZM249 224H250V223H249ZM262 224H263V223H262ZM0 225H1V224H0ZM14 225H13V227H14ZM24 225H25V224H24ZM26 225H27V224H26ZM50 225H51V224H50ZM54 225H55V224H54ZM218 225H219V223H218ZM231 225H232V224H231ZM254 225H256V224H254ZM29 226H31V225H28L27 227H29ZM42 226H43V225H42ZM42 226H41V227H42ZM56 226H57V225H56ZM243 226H244V225H243ZM45 227H46V226H45ZM45 227H44V229H45ZM235 227H236V226H235ZM238 227H240V226H238ZM247 227H248V226H247ZM1 228H3V227H1ZM4 228H5V227H4ZM9 228H10V227H9ZM21 228H24V226H22ZM218 228H219V227H218ZM226 228H227V226H226ZM27 229H28V228H26L25 230L27 231ZM51 229H53V228H51ZM63 229H64V228H63ZM182 229H183V228H182ZM10 230L12 231V229H10ZM18 230H19V229H18ZM21 230H23V229H21ZM29 230H30V229H29ZM29 230H28V232H29ZM33 230H34V229H33ZM39 230H40V229H39ZM154 230H155V229H154ZM207 230H208V229H207ZM257 230H258V228H257ZM30 231H31V230H30ZM55 231H56V230H55ZM228 231H229V230H228ZM251 231H252V230H251ZM251 231H250V232H251ZM253 231H255V230H253ZM258 231H259V230H258ZM2 232H3V231H2ZM15 232H16V231H15ZM20 232L23 233V232H25V231H23V232L20 231ZM32 232H33V231H32ZM179 232H180V231H179L178 228L175 229V231H173V232H171L169 229H162L161 231H159V232L156 233V234H157V235H158V234L161 235V241L163 242V244H165V243H167L170 239L175 238L176 236H178V233H179ZM217 232H218V231H217ZM224 232H225V231H224ZM235 232H236V231H235ZM235 232H234V233H235ZM261 232H262V231H261ZM261 232H260V233H261ZM33 233H34V232H33ZM33 233H32V234H33ZM228 233H229V232H228ZM230 233H231V232H230ZM260 233H259V234H260ZM25 234H26V233H25ZM25 234H24V235H25ZM28 234H29V233H28ZM222 234H223V233H222ZM237 234H238V233H237ZM24 235H23V237H24ZM34 235H35V233H34ZM38 235H39V234H38ZM227 235L230 236L229 234H227ZM25 236H26V235H25ZM30 236H31V235H30ZM35 236H37V235H35ZM46 236H47V235H46ZM50 236H51V234H50ZM54 236H55V235H54ZM231 236H232V235H231ZM263 236H264V233H263ZM8 237H10V236H8ZM31 237H32V236H31ZM38 237H39V236H38ZM51 237H52V236H51ZM0 238H1V237H0ZM12 238H13V237H12ZM40 238H41V237H40ZM236 238H237V237H236ZM5 239H6V238H5ZM42 239H43V238H42ZM26 240H29V239H26ZM26 240H25V241H26ZM43 240H47V239H43ZM15 241H16V240H15ZM36 241H37V240H36ZM245 241H247V239H246ZM248 241H249V239H248ZM260 241H261V240H260ZM12 242H13V241H12ZM23 242H24V241H23ZM39 242H40V241H39ZM216 242H217V241H216ZM222 242H223V241H222ZM233 242H234V241H233ZM249 242H250V241H249ZM2 243H4V242H2ZM29 243H30V242H29ZM45 243H46V241H45ZM158 243H159V242H158ZM228 243H229V242H228ZM236 243H238V242L236 241ZM239 243H240V242H239ZM262 243H264V242H262ZM262 243H261V244H262ZM26 244H27V243H26ZM36 244H37V243H36ZM203 244H204V243H203ZM259 244H260V243H259ZM6 245H7V244H6ZM8 245H9V244H8ZM8 245H7V246H8ZM21 245H22V244H21ZM34 245H35V244H34ZM256 245H257V244H256ZM2 246H3V245H2ZM2 246H1V247H2ZM13 246H14V245H13ZM38 246H39V245H38ZM41 246H42V245H41ZM62 246H63V244H62ZM240 246H241V245H240ZM245 246H246V245H245ZM8 247H9V246H8ZM14 247H15V246H14ZM27 247H29V246H27ZM182 247H183V246H182ZM197 247H198V246H197ZM260 247H261V245H260ZM2 248H3V247H2ZM9 248H10V247H9ZM21 248H24V247L21 246ZM71 248H72V247H71ZM81 248H82V246H81ZM251 248H252V247H251ZM251 248H250V249H251ZM3 249H5V248H3ZM24 249H25V248H24ZM29 249H30V248H29ZM38 249H39V248H38ZM65 249H66V248H65ZM82 249H83V248H82ZM161 249H162V247H161ZM166 249H167V247H166ZM247 249H248V248H247ZM19 250H20V249H19ZM30 250H31V249H30ZM155 250H156V249H155ZM235 250H236V248H235ZM238 250H239V249H238ZM245 250H246V249H245ZM260 250H261V249H260ZM20 251H21V250H20ZM39 251H41V249H39L38 252H39ZM75 251H76V250H75ZM0 252H1V251H0ZM2 252H3V251H2ZM4 252H5V251H4ZM6 252H8V251H6ZM10 252H11V251H10ZM22 252H23V251H22ZM31 252H32V251H31ZM64 252H65V251H64ZM70 252H71V251H70ZM140 252H141V251H140ZM225 252H226V251H225ZM260 252H261V251H260ZM8 253H9V252H8ZM14 253H15V252H14ZM17 253H18V252H17ZM17 253H16V254H17ZM19 253H20V252H19ZM28 253H29V252H28ZM33 253H34V252H33ZM80 253H81V252H80ZM254 253H255V252H254ZM0 254H1V253H0ZM9 254H10V253H9ZM9 254H8V255H9ZM20 254H22V253H20ZM64 254H65V253H64ZM185 254H186V253H185ZM212 254L214 255V259H212L211 262H210L209 264H223V263L220 261L221 258H220L219 251H218L217 249H214L213 252H212ZM233 254H234V253H233ZM250 254H251V253H250ZM260 254H261V253H260ZM12 255H13V252H12ZM12 255H11V256H12ZM23 255H24V254H23ZM31 255H32V254H31ZM66 255H67V254H66ZM68 255H69V254H68ZM92 255H93V254H92ZM146 255H147V254H146ZM0 256H1V255H0ZM26 256H27V255H26ZM83 256H84V255H83ZM94 256H95V255H94ZM178 256H179V255H178ZM247 256H248V255H247ZM261 256H262V254H261ZM261 256H260V257H261ZM29 257H30V255H29ZM71 257H72V256H71ZM88 257H90V256H88ZM91 257H92V256H91ZM263 257H264V256H263ZM14 258H15V257H14ZM14 258H12V259H14ZM20 258H21V257H20ZM40 258H41V257H40ZM95 258H96V257H95ZM132 258H133V257H132ZM169 258H170V257H169ZM169 258H168V259H169ZM205 258H206V257H205ZM253 258H254V257H253ZM7 259H8V258H7ZM12 259H11V260H12ZM15 259H16V258H15ZM17 259H18V257H17ZM27 259H28V258H27ZM64 259H65V258H64ZM123 259H125V258H123ZM170 259H172V258H170ZM246 259H247V258H246ZM249 259H250V258H249ZM257 259H258V258H257ZM18 260H19V259H18ZM20 260H21V259H20ZM87 260H88V259H87ZM154 260H155V259H154ZM154 260H153V261H154ZM164 260H165V259H164ZM203 260H205V259H203ZM234 260H235V259H234ZM236 260H237V259H236ZM236 260H235V261H236ZM9 261H10V260H9ZM12 261H13V260H12ZM25 261H26V260H25ZM138 261H139V260H138ZM172 261H173L172 264H193V263H194V262H192V260H190V258H189L187 255H182L181 257L174 258V260H172ZM238 261L240 262V260H238ZM0 262L3 263V262H5V261L2 262L1 259H0ZM6 262H7V261H6ZM6 262H5V263H6ZM22 262H23V261H22ZM74 262H75V260H74ZM99 262H100V261H99ZM102 262H103V261H102ZM125 262H126V261H125ZM164 262H165V261H164ZM226 262H227V260H226ZM261 262H263V261H261ZM5 263H3V264H5ZM9 263L11 264V262H9ZM38 263H39V262H38ZM115 263H116V262H115ZM123 263H124V262H123ZM127 263H128V262H127ZM156 263H157V262H156ZM159 263H160V262H159ZM231 263H232V262H231ZM233 263H234V262H233ZM258 263H259V262H258ZM13 264H14V263H13ZM36 264H37V263H36ZM81 264H82V263H81ZM138 264H146V263L138 262ZM197 264H198V263H197ZM241 264H242V263H241ZM260 264H261V263H260Z\"/></svg>",
    "mask_w": 264,
    "mask_h": 264
}]
</instances>
